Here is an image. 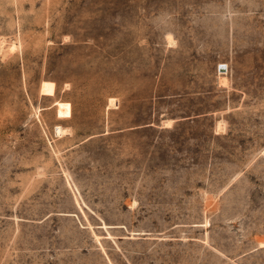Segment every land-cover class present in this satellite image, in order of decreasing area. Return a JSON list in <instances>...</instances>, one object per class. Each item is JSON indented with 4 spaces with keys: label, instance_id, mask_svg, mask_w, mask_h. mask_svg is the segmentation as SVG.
Instances as JSON below:
<instances>
[{
    "label": "rangeland",
    "instance_id": "374dc122",
    "mask_svg": "<svg viewBox=\"0 0 264 264\" xmlns=\"http://www.w3.org/2000/svg\"><path fill=\"white\" fill-rule=\"evenodd\" d=\"M0 264H264V0H0Z\"/></svg>",
    "mask_w": 264,
    "mask_h": 264
},
{
    "label": "bare ground",
    "instance_id": "6f19581e",
    "mask_svg": "<svg viewBox=\"0 0 264 264\" xmlns=\"http://www.w3.org/2000/svg\"><path fill=\"white\" fill-rule=\"evenodd\" d=\"M224 78V77H223ZM113 102V101H112ZM111 104H113V103H111ZM57 131L59 132V133H65V131H64V129L62 128V127H60V126H58L57 127Z\"/></svg>",
    "mask_w": 264,
    "mask_h": 264
}]
</instances>
